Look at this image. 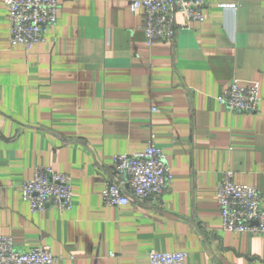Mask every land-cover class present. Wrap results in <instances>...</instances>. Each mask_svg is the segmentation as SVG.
<instances>
[{"label": "crops", "instance_id": "1", "mask_svg": "<svg viewBox=\"0 0 264 264\" xmlns=\"http://www.w3.org/2000/svg\"><path fill=\"white\" fill-rule=\"evenodd\" d=\"M132 1L60 0L47 41L27 51L11 47L0 0V233L19 251L49 246L58 264H149L152 251L264 264V237L222 231L216 202L227 171L264 195V0H206L203 23L152 47ZM234 80L260 85L257 113L219 104ZM153 135L171 187L105 206L113 158ZM39 165L71 176V211L34 214L22 200Z\"/></svg>", "mask_w": 264, "mask_h": 264}, {"label": "built area", "instance_id": "2", "mask_svg": "<svg viewBox=\"0 0 264 264\" xmlns=\"http://www.w3.org/2000/svg\"><path fill=\"white\" fill-rule=\"evenodd\" d=\"M9 10V42L27 51L47 41V33L59 20L60 0H4ZM206 0H133L132 13L144 16L142 30L152 47L158 42L173 43L180 31L192 23L205 21ZM224 10H235L234 4H220ZM181 15L185 24L177 20ZM227 110L242 114L259 111L260 85H242L234 80L217 98ZM113 177L102 192L108 207H123L133 200L157 201L171 187L173 175L168 156L156 146L153 135L144 152L121 154L113 158ZM234 172L227 171L217 191V206L222 231L264 237V195L254 186L235 183ZM22 200L34 214H43L50 207L60 212L73 209V182L70 175L39 165L34 176L22 183ZM149 264H186V253L152 251ZM0 264H58L47 245L29 251L16 249L14 240L0 233Z\"/></svg>", "mask_w": 264, "mask_h": 264}]
</instances>
